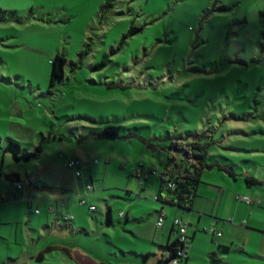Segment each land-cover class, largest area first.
Wrapping results in <instances>:
<instances>
[{"label": "rangeland", "instance_id": "rangeland-1", "mask_svg": "<svg viewBox=\"0 0 264 264\" xmlns=\"http://www.w3.org/2000/svg\"><path fill=\"white\" fill-rule=\"evenodd\" d=\"M256 1L117 0L115 8L101 10L106 0H0L1 189L8 191L10 172L22 175L25 190L30 178L40 188L44 182L57 187L71 174L78 180L69 158L98 157L99 189L88 198L101 220L94 244L107 246L106 259L118 264L119 210L139 193L134 173L162 170L170 137L209 132L214 160L233 156L256 173L250 156H264V51ZM132 27L143 29L121 45ZM57 54L67 58L65 79L50 87ZM110 125L121 128L120 136L98 138ZM9 137L23 153L41 146L40 158L15 163L3 152ZM151 181L157 184L156 172ZM109 204L114 223L108 236L102 228ZM60 261L54 256L40 264Z\"/></svg>", "mask_w": 264, "mask_h": 264}, {"label": "crops", "instance_id": "crops-1", "mask_svg": "<svg viewBox=\"0 0 264 264\" xmlns=\"http://www.w3.org/2000/svg\"><path fill=\"white\" fill-rule=\"evenodd\" d=\"M263 1H256L254 14L259 15L264 10L261 6ZM221 157L225 161L214 160L215 155L210 148L208 164L212 167L203 174L190 208L157 200L162 190L160 176L166 172L167 162L166 166L161 164L160 171L143 169L146 177L143 182L140 180L138 192L145 187L146 196L138 193L137 200L125 203L119 210V214L123 212L120 218L124 223L122 230L119 229L117 245L123 249H120L122 257L118 264H158L159 260L169 258L170 252L165 245L180 237L174 225L175 219L188 221L185 260L188 264H209V257L214 255L218 264H231V258L241 259L243 264H264V156H250L256 173L254 169L245 170L240 164H235L233 156L221 154ZM77 158L89 164L84 178L76 180L71 174L68 182L63 183L62 180L57 187L44 182V188H40L38 181L30 178L26 190L22 187L13 191L14 181L8 176L17 175L22 182V175L15 172L6 174L10 180L8 191L2 190L0 185V264H40L54 256L61 260V264H113L106 259V253L109 254L107 246L102 242L94 244L98 232L94 230V225L95 222L100 225L101 220L92 215L98 207L88 201L99 189L100 159ZM94 159L98 160L97 164L93 163ZM247 160L250 162V159ZM107 162L110 163L111 159ZM0 167L4 170L3 161ZM153 172L157 174V184L151 181ZM26 175L30 176L28 172ZM205 176L206 179L211 176V179L206 180ZM67 183L71 184L70 188ZM87 184H92L95 190L87 191ZM162 194L170 199L166 193ZM240 196H249L254 203L249 205ZM76 197L85 199L86 204L95 206L96 210L88 212L84 207L86 204H77L79 198L77 200ZM148 204H151L150 207ZM162 213L165 214L164 227L158 228L157 221ZM106 218L107 226L102 223V231L108 233L107 229L114 223L110 204ZM145 220L147 224H141ZM106 235L109 236V233ZM108 243L114 244L111 241ZM255 243L259 248L246 247ZM128 245L132 249H126Z\"/></svg>", "mask_w": 264, "mask_h": 264}, {"label": "trees", "instance_id": "trees-1", "mask_svg": "<svg viewBox=\"0 0 264 264\" xmlns=\"http://www.w3.org/2000/svg\"><path fill=\"white\" fill-rule=\"evenodd\" d=\"M116 3L117 0H106V3L101 7V10L113 9L115 8ZM259 18L262 25V31L260 33L258 45L260 49L264 51V10L260 12ZM237 23H247V19L245 18L243 20H239ZM142 29L143 28H130L129 32L123 35L120 44L123 45L128 37ZM102 63L104 64V62ZM66 64L67 58L64 55L57 54L51 60L50 87L55 86L57 81H62L65 79ZM120 130L121 128L119 126H107L98 134V138L119 137ZM170 139L172 141L169 147L171 154L167 159L166 172L160 176L162 190L158 195L157 200L163 203L177 205L181 208H190L194 198L197 195V189L203 174L212 167V165L208 164V157L211 145L214 142V136L209 132L192 133L191 131H186L179 136L170 137ZM177 149L181 150L182 152H176ZM41 151L42 147L39 146L36 148L35 152L23 153L21 143L13 138H8V142L3 148V152L5 154L10 153L13 159L18 163L29 162L31 160L40 158ZM177 154H179V159H177ZM8 177L12 178L14 183H21L17 175H10ZM162 192L166 193V196H168L170 199L165 198ZM108 217L110 221V210L108 211ZM177 233H179L178 230ZM165 247L170 252L169 258L174 256V259H172L171 262L178 260L179 264H188L185 261L187 255L186 241L182 242L180 238H178L174 242L166 244ZM180 252H183L185 256H179ZM166 260H168V258L161 259L159 260L158 264H166ZM171 262L168 264H171Z\"/></svg>", "mask_w": 264, "mask_h": 264}, {"label": "built area", "instance_id": "built-area-1", "mask_svg": "<svg viewBox=\"0 0 264 264\" xmlns=\"http://www.w3.org/2000/svg\"><path fill=\"white\" fill-rule=\"evenodd\" d=\"M93 163L97 164L98 160L94 159ZM67 165L70 169L75 171L76 177L82 178V179L84 178V173L89 169V164L87 162L80 160V159H69ZM134 176L138 177L141 180V182H143V180L146 177L144 175V172L142 169H139V171L135 172ZM15 184H16V189H21L23 187L22 183L17 182ZM86 189H87V191H94L95 190V188L92 184H87ZM240 199L249 205L250 204L252 205L254 203V200H252L248 196H240ZM81 204H86L85 199H83V198L81 199ZM90 210L95 211L96 207L90 206ZM120 215H123V212H120ZM70 219H72V217ZM164 223H165V214L162 213L158 218L157 227L163 228ZM174 225L177 227V230L179 231L180 240L182 242H185L187 240L186 233H187V225L188 224L185 223L184 221H182L181 219H175ZM219 235H221V234H219ZM179 256L184 257L185 254L183 252H180ZM171 264H179V262H178V260H174L171 262Z\"/></svg>", "mask_w": 264, "mask_h": 264}, {"label": "water", "instance_id": "water-1", "mask_svg": "<svg viewBox=\"0 0 264 264\" xmlns=\"http://www.w3.org/2000/svg\"><path fill=\"white\" fill-rule=\"evenodd\" d=\"M176 152L181 153L182 151L177 149ZM172 259H174V256H171L170 258H168V260H166V264L170 263ZM211 263L212 264H218L219 263V261L216 259V255L211 257Z\"/></svg>", "mask_w": 264, "mask_h": 264}]
</instances>
